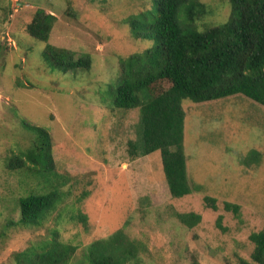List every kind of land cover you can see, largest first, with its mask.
Wrapping results in <instances>:
<instances>
[{"label": "rangeland", "instance_id": "obj_1", "mask_svg": "<svg viewBox=\"0 0 264 264\" xmlns=\"http://www.w3.org/2000/svg\"><path fill=\"white\" fill-rule=\"evenodd\" d=\"M200 1L207 11L195 21L198 30L226 20L228 0ZM37 8L56 16L49 42L88 52L90 69L63 71L43 59L45 42L25 29ZM145 8L154 12L155 3L0 0V264H14V252L53 228L76 245L74 264L90 241L118 228L144 244L139 264H256L248 235L264 223V105L241 94L182 100L187 178L201 189L181 197L168 191L158 149L135 158L126 151L139 111L114 107L108 85L117 84L119 58L152 44L127 23ZM22 123L48 132L61 193L40 225L17 222V199L47 185L26 169L5 166L33 138ZM205 194L216 198V209L205 206ZM225 201L238 204L237 216ZM175 211L196 212L200 221L186 227ZM76 212L86 215L87 226L71 218Z\"/></svg>", "mask_w": 264, "mask_h": 264}, {"label": "trees", "instance_id": "obj_2", "mask_svg": "<svg viewBox=\"0 0 264 264\" xmlns=\"http://www.w3.org/2000/svg\"><path fill=\"white\" fill-rule=\"evenodd\" d=\"M155 10L138 11L127 19L129 26L141 38H151L152 44L141 51L119 58L115 87L108 85L111 104L119 109L138 108L135 138L127 141L126 151L131 158L158 149L162 171L172 197H181L200 190L201 185L190 183L186 171V155L182 147L184 109L181 102H205L231 95H244L264 105V0H228L226 20L196 28V20L207 9L200 0H151ZM183 10L184 21H178ZM56 16L37 8L25 29L29 36L45 42L42 57L63 71L88 70L91 55H78L70 48L49 42ZM23 126L33 133L30 145L10 155L5 166L26 169L40 177L48 190L31 191L17 199V222L24 226L40 225L54 209L61 193L54 184L55 161L48 132L39 126ZM204 204L217 208L216 198L205 194ZM224 209L237 216L236 203L223 202ZM73 212V211H71ZM186 227L200 221L193 211L173 212ZM71 218L87 226L84 213ZM221 216L216 218L220 224ZM253 244L250 258L264 264V223L248 235ZM77 247L59 238L56 228L22 250L13 253L14 264H74L71 259ZM142 241L130 238L122 228L90 241L81 253L79 264H139L144 250Z\"/></svg>", "mask_w": 264, "mask_h": 264}, {"label": "bare ground", "instance_id": "obj_3", "mask_svg": "<svg viewBox=\"0 0 264 264\" xmlns=\"http://www.w3.org/2000/svg\"><path fill=\"white\" fill-rule=\"evenodd\" d=\"M91 161V160H90ZM6 246V245H5Z\"/></svg>", "mask_w": 264, "mask_h": 264}]
</instances>
